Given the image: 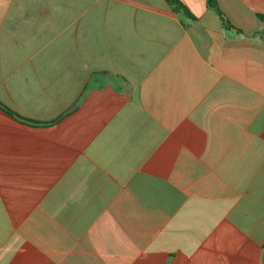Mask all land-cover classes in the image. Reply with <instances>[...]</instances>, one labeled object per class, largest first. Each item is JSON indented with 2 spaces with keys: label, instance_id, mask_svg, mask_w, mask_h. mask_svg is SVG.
Segmentation results:
<instances>
[{
  "label": "crops",
  "instance_id": "crops-1",
  "mask_svg": "<svg viewBox=\"0 0 264 264\" xmlns=\"http://www.w3.org/2000/svg\"><path fill=\"white\" fill-rule=\"evenodd\" d=\"M228 1L0 0V264H264V0Z\"/></svg>",
  "mask_w": 264,
  "mask_h": 264
},
{
  "label": "trees",
  "instance_id": "trees-1",
  "mask_svg": "<svg viewBox=\"0 0 264 264\" xmlns=\"http://www.w3.org/2000/svg\"><path fill=\"white\" fill-rule=\"evenodd\" d=\"M174 8L178 11H183L184 13L192 16L190 11L186 8V6L181 2V0H167ZM208 7L215 13V15L219 18L222 26L226 29H236L235 26L230 22V20L225 16L224 12L221 10L218 0H207ZM259 19L264 22V15H259ZM0 108H2L6 113L9 115H16L11 109L3 106L0 103ZM26 120V119H24ZM59 120V119H58ZM58 120L47 122V123H42L45 125H53L57 123ZM28 121V120H26ZM36 124H39L36 122Z\"/></svg>",
  "mask_w": 264,
  "mask_h": 264
},
{
  "label": "rangeland",
  "instance_id": "rangeland-1",
  "mask_svg": "<svg viewBox=\"0 0 264 264\" xmlns=\"http://www.w3.org/2000/svg\"><path fill=\"white\" fill-rule=\"evenodd\" d=\"M221 5V9L225 10L226 14H228L234 20V22L242 25L247 24V19H244L236 12L238 11L236 4H234L233 2L230 3L228 0H223L221 2Z\"/></svg>",
  "mask_w": 264,
  "mask_h": 264
}]
</instances>
